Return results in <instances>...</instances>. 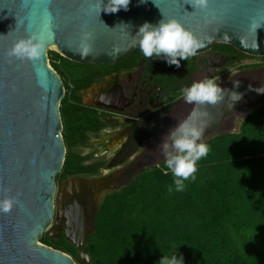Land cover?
<instances>
[{
    "label": "water",
    "instance_id": "95a60500",
    "mask_svg": "<svg viewBox=\"0 0 264 264\" xmlns=\"http://www.w3.org/2000/svg\"><path fill=\"white\" fill-rule=\"evenodd\" d=\"M163 18L178 20L202 41L195 55L211 51L215 44H228L248 56L264 58V0H208L204 9H194L187 0H131L127 11L100 15L94 0H0V199L12 195L20 201L9 213H0V264H78L72 256L40 242L66 214V226L49 236L57 240L64 234L78 250L79 262L89 264L91 256L84 249L95 232L94 223L77 243L68 227L70 223L80 229L79 220L89 221L82 217L86 204L65 201L84 192L91 196L92 188L99 185L102 194L91 197L96 212L109 190L120 189L109 178H72L58 186L67 155L61 116L66 88L50 64L49 51L56 49L83 65L113 66L139 48L135 34L140 26L158 24ZM33 32L45 33V54L36 61L10 58L7 53L13 44ZM237 83L239 88L233 89ZM234 84L224 88L225 99L215 105H195L188 116L197 110L193 121L206 122L205 142L243 102L258 107L264 96L249 84ZM227 90L242 93V99L234 104ZM204 112L207 116L201 115ZM75 180L87 189L64 193L65 184Z\"/></svg>",
    "mask_w": 264,
    "mask_h": 264
},
{
    "label": "trees",
    "instance_id": "16d2710c",
    "mask_svg": "<svg viewBox=\"0 0 264 264\" xmlns=\"http://www.w3.org/2000/svg\"><path fill=\"white\" fill-rule=\"evenodd\" d=\"M218 49L248 56L228 44H215ZM49 58L66 88L61 116L67 155L57 183L96 175L97 166L73 150L86 147L105 127L104 115L85 106L80 91L93 82L92 68L107 66L79 64L53 50ZM228 138L206 142L209 154L182 192H169L173 175L163 162L108 194L85 248L91 264H158L173 250L183 254L185 264H264V105L244 121L240 134ZM41 240L80 264L64 234Z\"/></svg>",
    "mask_w": 264,
    "mask_h": 264
},
{
    "label": "flooded vegetation",
    "instance_id": "af4514ba",
    "mask_svg": "<svg viewBox=\"0 0 264 264\" xmlns=\"http://www.w3.org/2000/svg\"><path fill=\"white\" fill-rule=\"evenodd\" d=\"M124 59L106 68H92L95 74L93 82L80 91L83 104L104 115L105 127L96 138L89 139L85 147L92 152L96 151L89 155L90 158L94 160L100 156L101 150H104L103 155L114 151L125 156L121 159L126 163L124 167L137 169L143 164L160 161L158 158L163 156L160 147L162 139L170 129L186 120L195 106L183 99L182 89L185 87L207 78L219 77L217 83L222 88L236 82L264 88V59L242 56L236 52L212 48L210 52L181 61L179 68L169 66L163 59L144 57L140 48H136ZM262 105L264 96L258 107L250 101L243 102L236 113L223 120L212 136L241 131L244 121ZM130 156L134 158L129 161ZM111 158L107 164L97 166L96 175L69 176L62 182L72 178L111 180L117 172L111 169ZM93 160L87 161V164L94 166ZM137 174L131 176L130 183L136 179L133 177ZM127 185L125 183L121 189ZM85 189L87 187L82 190ZM73 197H69L65 203L70 204L73 199H77L86 204V212L89 214V207L93 203L90 194L84 192Z\"/></svg>",
    "mask_w": 264,
    "mask_h": 264
},
{
    "label": "clouds",
    "instance_id": "9594fccd",
    "mask_svg": "<svg viewBox=\"0 0 264 264\" xmlns=\"http://www.w3.org/2000/svg\"><path fill=\"white\" fill-rule=\"evenodd\" d=\"M147 3V0H140ZM208 0H187L194 9H204ZM131 0H94L98 10L107 13L127 11ZM128 25V24H122ZM140 51L146 58L163 59L169 66H181V61H187L203 47V43L191 31L187 30L176 19H161L158 24L145 22L136 32ZM47 39L44 32H33L27 38L19 39L9 49L7 55L19 60L36 61L45 54ZM219 77L207 78L194 82L190 87L182 89V97L186 103L197 106L215 105L225 99L226 90L217 81ZM239 84H234L233 89H238ZM230 92L234 104L242 99L243 94L235 90ZM264 93V88L257 90ZM234 104L232 107H234ZM194 110L192 117H195ZM201 115L207 116V112ZM192 117L178 123L170 129L162 139L160 147L164 156L165 167L173 175V184L169 192L175 190L182 192L185 181L195 180L198 162L209 154V145L204 141L206 122H194ZM20 204L18 196L8 195L0 199V213H9ZM158 264H185L183 254L173 250L170 254H163Z\"/></svg>",
    "mask_w": 264,
    "mask_h": 264
},
{
    "label": "rangeland",
    "instance_id": "374dc122",
    "mask_svg": "<svg viewBox=\"0 0 264 264\" xmlns=\"http://www.w3.org/2000/svg\"><path fill=\"white\" fill-rule=\"evenodd\" d=\"M53 51H56V49H52ZM210 52V51H209ZM238 133H239V130H238ZM235 134H237V132L235 133ZM240 134V133H239ZM232 135H234V134H230V133H227V134H219V135H217V136H212L211 138H209L207 141H209V140H211V139H216V138H219V137H221V136H225V137H227L228 138V136H232ZM229 139V138H228ZM249 140H251V138L249 139ZM206 141V142H207ZM251 145L250 146H254L255 145V143L254 142H252V143H250ZM75 153H78V154H81V155H83L84 157H86L87 158V161H89V162H91L93 159H91L90 158V154L92 155L93 153H96V151L94 152H92V150H90V149H88V148H85V147H77L76 149H74L73 150ZM102 152H104V150L102 151H99V153H101L100 154V156H98V157H95L94 158V160H93V164H94V166H102V165H105V164H107V162H108V159H110L112 156H115V158H111L112 160V162H111V165H112V168L111 169H113V171H117L116 173H115V175H114V177L111 179V180H109L112 184H115L116 186L118 185L119 187H120V189H121V186L122 185H124L125 183L126 184H130V179H131V176L132 175H134V174H137L136 176H134L133 177V179L134 178H137L140 174H143V172H145L147 169H149V168H153V167H158V166H160L163 162H164V156H161V158H158L160 161H157V162H152V164H143V165H141V166H138L137 167V169L136 168H134V167H124L125 166V164L126 163H124L123 161H121V159L123 158V156L124 155H120V153L119 154H117L116 152H114V151H112L111 153H108V154H102ZM120 152V151H119ZM255 152V150L253 149H251L250 151H249V155H251L252 153H254ZM103 156H106V157H103ZM125 157V156H124ZM132 158H134V156L132 157V156H130L129 157V161L130 160H132ZM91 159V160H90ZM124 163V164H123ZM115 164V165H114ZM118 164V165H117ZM136 169V170H135ZM120 170V171H119ZM119 171V172H118ZM121 171H124L123 173L121 172ZM64 179V178H63ZM62 179V180H63ZM118 179H119V181H118ZM62 180L61 181H59V183H57L58 184V186L61 184V182H62ZM135 180V179H134ZM133 182V181H132ZM127 185V186H128ZM84 187H86V186H83V189H84ZM99 187V186H98ZM97 186H96V188H92V192L93 193H91V197H96V195H97V191H98V188ZM76 187H73V189L71 190V189H69V190H71L72 192H74V191H78V192H80V188H77L76 190ZM120 189H117V190H120ZM113 190H115V189H113ZM113 190H109L108 192H107V194L105 195V197L108 195V194H110L111 193V191L112 192H114ZM101 194V193H100ZM105 197H103V199L105 198ZM57 198L58 197H56V203H57ZM103 201V200H102ZM102 201H101V203H102ZM93 202V201H92ZM57 207V206H56ZM94 208H95V205H94V202L92 203V205L89 207V214H87V216H88V219H89V224H91L92 223V221H93V223H94V227H95V231H96V218H97V215H98V212H99V208H100V205H99V207H98V211H94ZM50 232V234L47 232V233H45L44 234V237H49L50 239H51V237L49 236V235H55V233H54V231L52 232V230L51 231H49ZM61 236H62V234H60V237L57 239V240H59L60 238H61ZM91 236V235H90ZM89 238V237H88ZM53 240V239H52ZM42 244H44L43 242H42V240L40 241ZM44 245H46V244H44ZM48 246V245H47ZM51 247V246H50ZM87 247V246H86ZM85 247V248H86ZM53 248V247H52ZM55 249V248H54ZM84 251H85V249H84ZM67 254V253H66ZM69 255V254H68ZM71 256V255H70ZM75 260V259H74ZM77 261L79 262V260H78V258H77ZM80 263V262H79ZM92 263V259H91V261L89 262V264H91ZM81 264V263H80Z\"/></svg>",
    "mask_w": 264,
    "mask_h": 264
},
{
    "label": "bare ground",
    "instance_id": "6f19581e",
    "mask_svg": "<svg viewBox=\"0 0 264 264\" xmlns=\"http://www.w3.org/2000/svg\"><path fill=\"white\" fill-rule=\"evenodd\" d=\"M85 184V183H84ZM107 184H108V182H106V184H104V188L106 189L107 188ZM85 186H86V184H85ZM99 185H97V187H98ZM73 187H76V189L77 188H80V190H82L83 189V186L78 182V181H71V182H68V183H66L65 184V186H64V193H67V194H69V193H71V194H76L78 191H74V192H72L71 190L73 189ZM100 187H101V185H100ZM99 188V187H98ZM69 189H71V190H69ZM75 189V190H76ZM98 190H100V189H98ZM101 193V192H100ZM99 193V191H97V195H96V197L95 198H99V195H101ZM63 196H64V194H63ZM73 198H75V196L73 197ZM94 198V197H93ZM92 201L94 202L95 201V199L93 200L92 199ZM79 203H78V206L76 207V208H78V209H80V207H79ZM84 206V205H83ZM81 207H82V205H81ZM85 212L83 213L84 215L82 216L83 218H85V219H88V216H87V212H86V208L84 207V209H83ZM66 211V209L65 208H63L62 209V216H64L63 215V213ZM77 211V210H76ZM69 215L68 214H66L65 215V219L63 220V219H60L59 220V225L56 227V229L54 230V233H56L57 234V232H59V230H61V228H63L64 226H66V224H67V218L66 217H68ZM72 218H73V216H72ZM84 220V219H83ZM69 222H71V221H69ZM54 224H55V222L53 223V225L51 226V228H53L54 227ZM69 225H71L72 227H68V231H70V234L72 235V238L73 239H75L76 241H77V243H81L82 242V234L84 233V231H86V230H88L87 228L89 227V221L87 220V221H85V222H83L82 220H79L78 221V225L81 227L80 229H78V228H76L75 227V225L74 224H70L69 223ZM51 228L49 229V230H51Z\"/></svg>",
    "mask_w": 264,
    "mask_h": 264
}]
</instances>
